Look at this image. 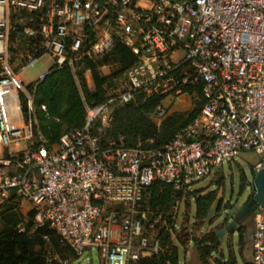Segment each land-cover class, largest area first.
Here are the masks:
<instances>
[{
	"label": "built area",
	"instance_id": "1",
	"mask_svg": "<svg viewBox=\"0 0 264 264\" xmlns=\"http://www.w3.org/2000/svg\"><path fill=\"white\" fill-rule=\"evenodd\" d=\"M116 41L135 62L104 85V101L83 99L82 126L57 144L40 136L22 155H0V193L28 202L35 223H48L77 255L95 248L102 264H140L171 232L167 217L140 209L153 183L171 186L174 219L192 186L223 162L251 151L260 156L253 171L264 166V0H0V148L32 144L37 124L13 51L24 49L20 70L40 52L74 69L82 57L107 55ZM198 87V114L169 141L125 147L107 137L114 105L137 93L157 98L159 123L165 102ZM252 215L251 264H264V207Z\"/></svg>",
	"mask_w": 264,
	"mask_h": 264
},
{
	"label": "trees",
	"instance_id": "2",
	"mask_svg": "<svg viewBox=\"0 0 264 264\" xmlns=\"http://www.w3.org/2000/svg\"><path fill=\"white\" fill-rule=\"evenodd\" d=\"M21 49L13 51L12 64ZM41 55V52L38 53L39 57ZM135 60L133 53L121 42L116 41L107 55L100 58L82 57L74 64V69L67 64L61 66L53 64L49 67L48 73L42 79L27 85L33 95L37 120L33 140L42 136L46 146L51 147L59 142L63 133L82 126L85 117L83 99L89 105L104 101V85L123 73ZM107 65L115 66L109 74L102 71V67ZM87 72L90 75L92 87L87 83ZM193 95L198 101L191 110L171 113L158 123L153 119V111L158 99H144L141 93H137L133 101L114 105L112 124L106 135L125 147L159 146L169 141L196 117L203 103L199 87ZM21 103L25 113L26 100L22 95ZM41 105H45V111L41 110ZM39 142L40 140L33 141L29 148L37 146ZM25 151L26 149L16 154L22 155ZM6 194H8L7 198L0 205V264H48L46 255L48 248L52 249V253L58 252L63 256V244L56 231L48 223L37 225L34 221L35 212L33 210L27 212L29 220L26 221L20 210L21 199L12 190ZM186 198H194L195 219L204 221L209 208L216 199V194L214 191L201 193L200 189H195L188 192ZM173 200L174 194L171 186L156 182L148 188L140 209L149 208L150 213L167 217L171 227L173 219L168 214ZM219 207L220 201L216 210H219ZM22 221L25 222L24 227H19ZM224 223L227 224V218L224 219ZM216 231L203 234L198 239H190L196 246L203 263H207L212 254L221 256L218 249L220 240ZM238 235L240 246L244 243L243 229L238 231ZM179 243L182 245L185 241L182 240ZM65 246L72 254L75 253L67 243ZM66 256L64 255L63 258ZM58 262L54 259L50 264H59ZM214 263L236 264L230 256L226 261L215 258ZM140 264H181L178 247L172 243L169 232H163L161 235L160 252L151 257L141 258ZM245 264H251V261Z\"/></svg>",
	"mask_w": 264,
	"mask_h": 264
},
{
	"label": "rangeland",
	"instance_id": "3",
	"mask_svg": "<svg viewBox=\"0 0 264 264\" xmlns=\"http://www.w3.org/2000/svg\"><path fill=\"white\" fill-rule=\"evenodd\" d=\"M25 56L23 48L18 52L17 57L14 59L13 67L19 70V77L23 84L27 86L33 81L37 80L43 73H45L49 67L55 63V58L48 53L42 54L38 59L32 63L26 69L20 68V59ZM113 65H109L103 68L102 71L106 74L112 72ZM87 83L92 87L90 75L86 74ZM198 100L192 94H186L174 103L165 102L167 106L168 115L174 112H186L191 110ZM154 119V118H153ZM155 120V119H154ZM34 142L39 139H34ZM33 144V143H32ZM31 143L27 140L20 141L16 144H10L7 148H0V155H9V151L12 154H16L25 149H29ZM260 161V156H257L251 151L241 152L238 156L230 161L223 162L218 169L214 170L212 174L194 184L191 190L200 189L201 193H208L214 191L216 199L209 208L206 216V220L198 221L195 219V204L194 198H186L179 205V213L172 220L173 224L170 227V238L174 245L178 247V257L181 264H215L214 259H221L226 261L227 257H232L236 264H245V262L251 261L252 252V233L254 219L253 215H245L238 220L236 227L223 234L220 240L219 252L221 256L212 254L207 263H203L197 252L196 246L190 240L201 238L203 234H207L210 231L219 230L225 227L224 219L227 218V223L231 219L230 216L226 217L225 212L231 210L233 206L241 205L252 193L251 181L253 179V168ZM8 194H0V205L7 198ZM220 201L219 210H216ZM25 202H23L24 204ZM21 212L23 213L25 220L28 221L27 212L31 210L30 205L21 206ZM25 222L19 223V227H24ZM156 229L161 230L159 224ZM243 229V245L239 246L238 231ZM182 240L185 244H180ZM63 245V256L58 252L52 253V249L48 248L46 251L48 264L52 260H56L59 264H102L99 252L95 248L87 249L83 254H72L65 243ZM76 257V258H75ZM74 258V259H68Z\"/></svg>",
	"mask_w": 264,
	"mask_h": 264
},
{
	"label": "water",
	"instance_id": "4",
	"mask_svg": "<svg viewBox=\"0 0 264 264\" xmlns=\"http://www.w3.org/2000/svg\"><path fill=\"white\" fill-rule=\"evenodd\" d=\"M250 184L252 193L249 199H246L241 205L236 206L234 209L227 210L224 213L226 217L230 216L231 219L225 227L216 231V234L220 239L223 234L236 227L238 220L247 215L249 211H253L257 204L264 207V166L254 172Z\"/></svg>",
	"mask_w": 264,
	"mask_h": 264
},
{
	"label": "flooded vegetation",
	"instance_id": "5",
	"mask_svg": "<svg viewBox=\"0 0 264 264\" xmlns=\"http://www.w3.org/2000/svg\"><path fill=\"white\" fill-rule=\"evenodd\" d=\"M250 197V196H249ZM249 197L247 198V200L249 199ZM235 208V206H233V207H231V209H234ZM253 213V211H249V213L247 214V215H251ZM246 215V216H247Z\"/></svg>",
	"mask_w": 264,
	"mask_h": 264
},
{
	"label": "crops",
	"instance_id": "6",
	"mask_svg": "<svg viewBox=\"0 0 264 264\" xmlns=\"http://www.w3.org/2000/svg\"><path fill=\"white\" fill-rule=\"evenodd\" d=\"M25 203L23 204V202L21 203V206L23 207V206H28L29 205V203L28 202H26V201H24Z\"/></svg>",
	"mask_w": 264,
	"mask_h": 264
}]
</instances>
